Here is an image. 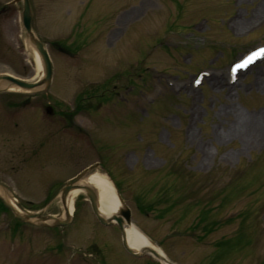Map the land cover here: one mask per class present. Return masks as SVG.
<instances>
[{
  "label": "rangeland",
  "instance_id": "1",
  "mask_svg": "<svg viewBox=\"0 0 264 264\" xmlns=\"http://www.w3.org/2000/svg\"><path fill=\"white\" fill-rule=\"evenodd\" d=\"M12 1L0 74L36 81ZM29 1L53 77L0 94V184L19 208L58 215L63 182L99 162L170 260L264 264V57L231 74L264 46V0ZM71 214L36 227L0 206V264H161L130 256L83 193Z\"/></svg>",
  "mask_w": 264,
  "mask_h": 264
},
{
  "label": "water",
  "instance_id": "2",
  "mask_svg": "<svg viewBox=\"0 0 264 264\" xmlns=\"http://www.w3.org/2000/svg\"><path fill=\"white\" fill-rule=\"evenodd\" d=\"M17 1H21L23 4L22 13H21L22 25L26 31L29 42L36 48V50L38 51L41 57L42 66H43V77L35 82H28L13 77L11 75H0V92H2L3 90H5L10 86H17L27 91H34L37 90L38 88H46L51 82V77H52V64L48 51L45 48V45L40 41V39L34 34L32 30V10H31L30 1L29 0H17ZM97 167L98 164L91 165L88 168L84 169L81 173H79L78 175L67 181L60 192L61 200L65 201L66 200L65 198L67 197V195L71 190L77 187H83L84 192L90 201L92 211L96 216V218L100 221V223L103 225H112L114 224L113 220L116 221V224L121 230L122 245L128 253L135 256H141L144 254H153L158 260L167 262V264H178L176 262H172L168 260L164 256H160L157 252H155L151 248H142L141 251L137 252L134 251L128 245L124 226L126 224L127 225L131 224V211L123 201L119 192H117V194L122 203L119 216L117 215V216L107 217L100 212L98 205V197L95 190L89 185L82 186L80 184V182ZM0 190L2 191V194H0V199L3 201L5 206L14 213L16 218H18L23 222L32 225H41L46 227H57V226L64 227L71 220V216L69 215V212L65 213L64 218L55 217L52 215H43L42 213H21L9 201V197H11V194L9 193L7 188L4 187L3 185H0ZM65 211H67L66 208Z\"/></svg>",
  "mask_w": 264,
  "mask_h": 264
},
{
  "label": "bare ground",
  "instance_id": "3",
  "mask_svg": "<svg viewBox=\"0 0 264 264\" xmlns=\"http://www.w3.org/2000/svg\"><path fill=\"white\" fill-rule=\"evenodd\" d=\"M30 49L37 60L39 67L40 57L37 51L30 46ZM249 69V68H248ZM43 73H40V78H42ZM11 90L19 91L21 90L17 86H11ZM82 186L89 185L96 190L98 197V205L100 212L107 216H119L122 203L118 197L117 190L115 188L114 182L111 177L106 172H100V170H95L89 173L81 182ZM84 191L83 187H77L69 192L65 201H62V214L65 216L66 212L72 213L73 204L75 197ZM11 203L17 210H20L15 202L12 200ZM65 208L67 211H65ZM125 234L127 237V243L133 250H138L141 248H151L157 252L160 256L167 257L165 252L154 243L151 238L145 234L135 223H131L125 226ZM167 264V262H163Z\"/></svg>",
  "mask_w": 264,
  "mask_h": 264
},
{
  "label": "trees",
  "instance_id": "4",
  "mask_svg": "<svg viewBox=\"0 0 264 264\" xmlns=\"http://www.w3.org/2000/svg\"><path fill=\"white\" fill-rule=\"evenodd\" d=\"M0 206L3 207V208H5V207L3 206V204L1 203V201H0ZM149 207H150V206H149ZM148 210H149V209H145L144 212H148Z\"/></svg>",
  "mask_w": 264,
  "mask_h": 264
},
{
  "label": "snow or ice",
  "instance_id": "5",
  "mask_svg": "<svg viewBox=\"0 0 264 264\" xmlns=\"http://www.w3.org/2000/svg\"><path fill=\"white\" fill-rule=\"evenodd\" d=\"M261 55H264V50H261Z\"/></svg>",
  "mask_w": 264,
  "mask_h": 264
}]
</instances>
